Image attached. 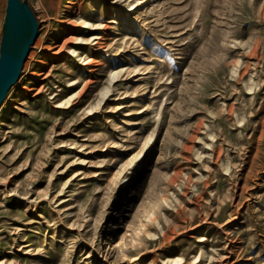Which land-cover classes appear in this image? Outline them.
<instances>
[{"label": "rangeland", "instance_id": "rangeland-1", "mask_svg": "<svg viewBox=\"0 0 264 264\" xmlns=\"http://www.w3.org/2000/svg\"><path fill=\"white\" fill-rule=\"evenodd\" d=\"M26 1L0 264H264V0Z\"/></svg>", "mask_w": 264, "mask_h": 264}, {"label": "water", "instance_id": "water-1", "mask_svg": "<svg viewBox=\"0 0 264 264\" xmlns=\"http://www.w3.org/2000/svg\"><path fill=\"white\" fill-rule=\"evenodd\" d=\"M36 34V19L27 1L6 0L0 33V104L16 82Z\"/></svg>", "mask_w": 264, "mask_h": 264}, {"label": "crops", "instance_id": "crops-1", "mask_svg": "<svg viewBox=\"0 0 264 264\" xmlns=\"http://www.w3.org/2000/svg\"><path fill=\"white\" fill-rule=\"evenodd\" d=\"M2 17L0 18V33H1V24H2Z\"/></svg>", "mask_w": 264, "mask_h": 264}, {"label": "bare ground", "instance_id": "bare-ground-1", "mask_svg": "<svg viewBox=\"0 0 264 264\" xmlns=\"http://www.w3.org/2000/svg\"><path fill=\"white\" fill-rule=\"evenodd\" d=\"M68 39V38H67ZM7 95V94H6Z\"/></svg>", "mask_w": 264, "mask_h": 264}]
</instances>
